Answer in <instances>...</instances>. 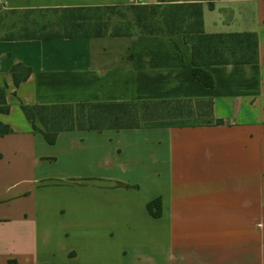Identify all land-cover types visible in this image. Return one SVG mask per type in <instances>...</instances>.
Returning <instances> with one entry per match:
<instances>
[{
  "label": "crops",
  "instance_id": "crops-1",
  "mask_svg": "<svg viewBox=\"0 0 264 264\" xmlns=\"http://www.w3.org/2000/svg\"><path fill=\"white\" fill-rule=\"evenodd\" d=\"M13 1L53 9L137 0ZM203 5L206 34L259 40L257 63L204 68L212 88L193 76L181 36L0 41L10 108L0 123L13 129L0 136V264H264V0ZM17 64L31 70L19 86ZM164 100L211 101L224 124L63 132L50 145L23 112ZM156 200L159 218L147 210Z\"/></svg>",
  "mask_w": 264,
  "mask_h": 264
},
{
  "label": "trees",
  "instance_id": "trees-1",
  "mask_svg": "<svg viewBox=\"0 0 264 264\" xmlns=\"http://www.w3.org/2000/svg\"><path fill=\"white\" fill-rule=\"evenodd\" d=\"M204 0H161L159 4L129 6L74 7L53 9L12 8L3 12L0 2V41H46L142 36H181L192 50V72L208 88L214 86L208 66L249 65L259 60V40L253 33L206 34ZM213 9V4L208 5ZM178 48V47H177ZM16 86L27 80L31 70L21 64L12 68ZM10 108L5 90L0 88V114ZM25 117L35 134L54 145L63 132L130 130L145 127H196L222 125L213 119L211 101H145L97 104L25 106ZM196 121H200L199 124ZM13 134L0 123V136ZM151 216L159 218L160 201L147 205ZM9 264H17L10 261Z\"/></svg>",
  "mask_w": 264,
  "mask_h": 264
},
{
  "label": "rangeland",
  "instance_id": "rangeland-1",
  "mask_svg": "<svg viewBox=\"0 0 264 264\" xmlns=\"http://www.w3.org/2000/svg\"><path fill=\"white\" fill-rule=\"evenodd\" d=\"M3 1V0H2ZM3 5V12L10 11L12 8H18L22 9L23 8V2L21 1H8L7 4H2ZM4 35H7L4 33L3 30H0V38L4 37ZM116 39H133V38H111L110 36H106L105 38L99 39L102 40V43H108L109 40H116ZM197 124L200 123V121H196Z\"/></svg>",
  "mask_w": 264,
  "mask_h": 264
},
{
  "label": "built area",
  "instance_id": "built-area-1",
  "mask_svg": "<svg viewBox=\"0 0 264 264\" xmlns=\"http://www.w3.org/2000/svg\"><path fill=\"white\" fill-rule=\"evenodd\" d=\"M143 3H144L143 0H137V1H136V4H143Z\"/></svg>",
  "mask_w": 264,
  "mask_h": 264
}]
</instances>
